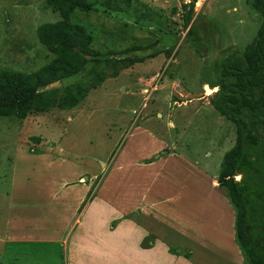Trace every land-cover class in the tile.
Returning a JSON list of instances; mask_svg holds the SVG:
<instances>
[{
    "label": "rangeland",
    "instance_id": "1",
    "mask_svg": "<svg viewBox=\"0 0 264 264\" xmlns=\"http://www.w3.org/2000/svg\"><path fill=\"white\" fill-rule=\"evenodd\" d=\"M189 3L130 0V7L138 8L140 14L101 13L100 8L88 16L78 13L73 21L96 31L95 50L117 52L131 45L145 48L156 43L160 30L164 37L168 35L166 46L173 54L170 58L160 54L121 71L89 92L72 111L31 114L23 121L0 119L2 263L68 264L74 231L71 210L81 193L77 185L90 187V197L97 195L96 204L101 205L100 196H109L120 184V192L126 194L119 198L123 210L133 207L154 213L156 219L146 223L152 231L172 238V233L181 236L180 228L187 230L183 233L187 242L178 248L192 264H248L242 253L235 254L233 214L229 218L223 215L225 209L234 215L235 211L229 209L226 191L212 182L217 180L224 154L234 145L235 130L211 107L216 90L208 85L215 79L214 62L231 52H242L255 37L259 20L244 0H198L192 22L201 38L199 45L196 36L185 38L187 30L182 28L183 6ZM57 21V15L44 9V0H0V67L32 73L47 64L52 56L38 43L35 31ZM152 135L174 151L168 147L167 152L159 151L150 159L158 148ZM135 161L146 171L143 177L137 167L130 168ZM112 172L118 174L108 179ZM64 186L68 189L61 188ZM18 191L23 193V201L17 198ZM108 200L115 203L116 195ZM20 205L25 213H20ZM84 208L77 212L78 218ZM165 209L169 212L163 213ZM11 218L18 225L25 223L23 228L45 231H17L21 239L5 243L15 230ZM194 228L196 236L205 237L200 244L204 249L198 250L188 239ZM28 237L33 240H25ZM231 255L236 259L230 260Z\"/></svg>",
    "mask_w": 264,
    "mask_h": 264
},
{
    "label": "trees",
    "instance_id": "2",
    "mask_svg": "<svg viewBox=\"0 0 264 264\" xmlns=\"http://www.w3.org/2000/svg\"><path fill=\"white\" fill-rule=\"evenodd\" d=\"M189 1L183 6L182 28L187 30L185 38L196 36L200 45L201 38L194 27L195 21L192 22L198 0ZM244 2L259 20L255 37L242 52H231L214 62L215 79L208 86L216 90L210 100L211 107L235 130L234 145L222 158L216 182L226 191L235 211L239 250L248 264H264V0ZM97 8L101 13L115 15L130 11L140 14L138 8L130 7V0H44V9L57 15L58 21L40 25L35 35L52 59L32 73L0 67V119L23 121L31 114L72 111L84 102L89 92L106 80L115 79L121 71L160 54L166 58L173 54V49L166 46L168 35L165 38L160 30L156 43L145 48L131 45L117 52L93 49L96 31L73 20L78 13L88 16L99 12ZM141 51L149 54L139 56ZM56 82L58 87L50 88ZM90 196L89 192L78 212L92 202ZM153 242L147 239L142 248L149 249ZM179 250L169 247L168 252L175 255ZM0 264L4 263L0 261Z\"/></svg>",
    "mask_w": 264,
    "mask_h": 264
},
{
    "label": "crops",
    "instance_id": "3",
    "mask_svg": "<svg viewBox=\"0 0 264 264\" xmlns=\"http://www.w3.org/2000/svg\"><path fill=\"white\" fill-rule=\"evenodd\" d=\"M171 126L173 127L172 123ZM154 138L153 140L158 145V148H156L152 154L150 155V159H152L153 155L156 154L159 151H165L167 152L168 147L171 149L170 151H174L173 146L166 145L162 140L157 138L156 136L152 135ZM176 150V149H175ZM170 155V154H169ZM173 158V157H171ZM148 159L150 162L151 160ZM152 163V162H151ZM187 164L186 162H184ZM150 164V163H149ZM137 169L141 172H139V176L143 177L146 173V171L141 170V166H139V163L137 161L134 162V165L130 168ZM136 169V170H137ZM202 174L205 172L201 171ZM118 174L117 172H112L109 174L108 179H112V177ZM203 174V175H204ZM107 178V175L105 177V180ZM139 179V178H137ZM213 184L217 183L216 181L212 180ZM119 185H116V191L111 190L109 193L110 195L115 196L116 195V201L115 203L110 202L109 196H106L105 194L101 197V205L96 204V197L93 198L92 202L90 204H87L84 208V211L79 215V218L77 217V212L80 206L82 205V201L85 200L86 196L89 192H91L90 187H87V185H77L80 193L78 204L73 208L71 211H73L72 221H71V228L74 227L73 236L71 237V241L69 243V261L68 264H192L190 261L186 260L183 255L177 251V255L170 254L169 247H181V242L186 241V238L184 237L183 233L186 234L187 230L185 228H180L178 233L181 234L178 235L176 233H172L173 237L168 238L164 235L160 234V231L158 230H151L147 226V222L149 218H155L154 213H144L140 211L139 209H133L131 208H125L123 210V203L120 204L119 198L122 200L124 199V196L126 197V194L124 192L121 193L119 190ZM121 185L123 186L122 182ZM217 186L216 184H214ZM67 186V185H66ZM65 188L66 190L68 187H61ZM219 188V187H217ZM63 190L66 192V190ZM221 190V189H219ZM59 191V190H57ZM76 191V190H75ZM18 196L17 198L20 199V201H23L24 199L21 197L22 192H17ZM55 193V192H54ZM84 193V194H83ZM71 197L74 198L75 195L78 193L76 192L71 193ZM61 196V193L57 196V198ZM70 198V196H68ZM226 198V197H225ZM56 200V199H55ZM223 200V203H225L228 200ZM147 199L144 201L146 203ZM228 203V202H227ZM138 205V204H137ZM229 205V203H228ZM20 213H25L26 210L24 209L23 205H20ZM140 206V205H139ZM9 211L13 208L12 201L9 202ZM232 207L229 205V209ZM134 210V213L132 211ZM225 215L229 218L230 214H233L230 218L233 220V216L235 219L234 213H229L230 211H227L225 209ZM169 211L165 209L163 213H168ZM12 213V211H10ZM51 213H54L51 212ZM35 215V213H34ZM158 217V216H157ZM78 218V220H77ZM159 219L164 220L165 217H158ZM233 223V222H232ZM25 223H20V225L17 224V220L14 218H11V228L15 229L14 232L11 234L10 238H7L6 242H12L16 240H20L21 237H18L17 231L19 233L27 234V232H35V233H41L45 231V228H38L35 229L32 228H23ZM233 225V224H232ZM46 228L49 226H45ZM231 229V226H230ZM234 229V225H233ZM168 231H170L168 229ZM47 232V231H46ZM15 233V234H14ZM170 233V232H169ZM196 228L189 230L190 236L188 239L195 243L198 250L203 248V246H200V244L204 243L205 237H199L196 236ZM234 234V232L231 234V236ZM229 236V239L232 240V237ZM234 236V235H233ZM24 237V236H23ZM153 239V244L149 249H143L142 244L144 241H147V239ZM194 240H193V239ZM33 240V238L28 237L25 238V240ZM223 239H225V235H223ZM49 241L48 238H40V241ZM175 241V242H174ZM177 241V244L175 245ZM233 241V240H232ZM34 242V241H33ZM187 242V241H186ZM234 242V241H233ZM175 245V246H173ZM238 248V245H237ZM215 249V248H212ZM220 251V250H219ZM237 251L240 254L241 251L238 249H235V254ZM109 256L111 258L109 259ZM239 257V255H238ZM236 259L232 255L230 256L231 259ZM97 262L95 263V261ZM199 260V259H198ZM235 263V261H234ZM240 264V263H236Z\"/></svg>",
    "mask_w": 264,
    "mask_h": 264
},
{
    "label": "water",
    "instance_id": "4",
    "mask_svg": "<svg viewBox=\"0 0 264 264\" xmlns=\"http://www.w3.org/2000/svg\"><path fill=\"white\" fill-rule=\"evenodd\" d=\"M58 85H59V83H58V82H56V83H54V84L50 85V88H56Z\"/></svg>",
    "mask_w": 264,
    "mask_h": 264
}]
</instances>
